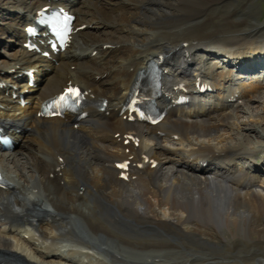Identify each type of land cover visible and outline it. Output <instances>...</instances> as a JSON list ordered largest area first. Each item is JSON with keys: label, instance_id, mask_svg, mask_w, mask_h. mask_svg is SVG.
Here are the masks:
<instances>
[{"label": "bare ground", "instance_id": "1", "mask_svg": "<svg viewBox=\"0 0 264 264\" xmlns=\"http://www.w3.org/2000/svg\"><path fill=\"white\" fill-rule=\"evenodd\" d=\"M222 2L0 0V37L14 40L0 58V127L17 142L0 156L7 184L1 254L23 264H128L124 253L133 251L140 258L133 264H220L213 261L235 252L241 238L256 240L257 264H264V183L259 167L237 169L235 161L253 160L255 151L242 144L251 141L249 127L233 130L238 103L251 100L254 84L231 85L234 72L217 76L209 62L226 52L244 59L238 72L264 67V57H254L264 54L255 50L263 45L261 24L235 9L215 23L211 11ZM46 5L66 8L74 27L86 26L50 59L21 46L24 28ZM238 26L241 32L225 33ZM150 61L163 70L160 107L170 106L155 127L128 123L125 110L136 73ZM30 69L33 88L20 74ZM69 82L106 101L105 109L88 107L82 120L42 118L43 102ZM205 83L217 93L198 95ZM181 95L190 102L178 107ZM123 161L127 181L115 167Z\"/></svg>", "mask_w": 264, "mask_h": 264}, {"label": "rangeland", "instance_id": "2", "mask_svg": "<svg viewBox=\"0 0 264 264\" xmlns=\"http://www.w3.org/2000/svg\"><path fill=\"white\" fill-rule=\"evenodd\" d=\"M241 6L247 7V8L249 7V11L248 9L240 10ZM233 9L237 10L239 14L242 15L243 17H246L245 19L248 22L254 19L253 21L257 22L258 24H261L259 26V30L262 35L261 40H262L263 45L260 46L259 48H256L255 50H258L264 47V0H224V2L220 3L216 7H213L212 9L213 11H211V14H213V16L215 17V19H213L214 22L218 24L221 21V16L226 15L228 13L232 14ZM249 24L252 25V22H250ZM231 29L232 30H227V31L224 30V31L225 33L228 32L229 35H234L237 31L241 32L242 30L240 26L233 27ZM92 30L98 31V28L96 27L95 29H92ZM6 37L7 38H4L3 36L0 37V58H2V55H5L6 53H8V51H11L12 49V47H10L9 44H12L14 40L12 42H9L8 35ZM209 58H211L209 59V62H212L217 65V69L215 70V74L217 76H219L221 73H226V71L230 69L233 70V72H235V68L238 66V65H234L233 62H230V64L228 65L222 64L217 57L212 56ZM248 66H251L255 69L257 68L259 72H256L257 70L256 69V70H253L251 73L245 74L242 76L237 73H234L232 83H235L236 85H238L240 89L248 88L250 84H254L253 85L254 88L252 90L248 89L249 91H253L254 94H252V96L247 95L248 98L252 97L251 100H248L247 102L239 101L238 103L239 107L237 106L238 109L235 112L238 118H236L237 119L236 122L234 120L233 130L235 131L236 126H240L243 128L249 127V128H246V131L244 132H246L247 134H250L251 141H248V142L243 141L242 144L244 147L253 149L255 151V158L253 160H248L247 158L241 159L239 163H237V169L241 166L243 167L244 170L251 173L254 167H259V172L255 174V176L257 177L259 181H263L264 183V164L261 165L262 159L264 162V74H263V70L260 65L256 64L255 66L253 65H248ZM42 79L43 77L41 78L40 83H42ZM256 83L259 85V89ZM247 129H253V132H255V134L249 133ZM235 139H237V137L233 139L234 142L236 141ZM167 147L169 148L174 147L175 149L176 145L168 144ZM235 241H234L235 248H237L235 252L218 257V259H216L213 262L220 263V264H234V263L235 264H249V263L257 264V261L259 257L261 256L260 251L262 247H260L257 244L256 240L254 239H249V240L244 239L243 240L241 238H238ZM23 248L25 249V247ZM99 250L101 249L99 248ZM124 255L127 258V261L129 262L128 264H133L134 261L140 262V258L137 252L129 251L127 253L125 252Z\"/></svg>", "mask_w": 264, "mask_h": 264}, {"label": "snow or ice", "instance_id": "3", "mask_svg": "<svg viewBox=\"0 0 264 264\" xmlns=\"http://www.w3.org/2000/svg\"><path fill=\"white\" fill-rule=\"evenodd\" d=\"M70 95L79 96V92L78 91L71 92ZM65 99H66V97H61V102H64ZM118 167H122L123 168V167H126V165H118Z\"/></svg>", "mask_w": 264, "mask_h": 264}]
</instances>
